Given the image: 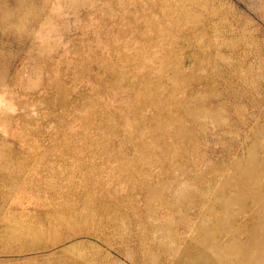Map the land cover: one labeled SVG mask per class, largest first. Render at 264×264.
<instances>
[{
    "label": "rangeland",
    "instance_id": "rangeland-1",
    "mask_svg": "<svg viewBox=\"0 0 264 264\" xmlns=\"http://www.w3.org/2000/svg\"><path fill=\"white\" fill-rule=\"evenodd\" d=\"M0 225L18 264H264V0H0Z\"/></svg>",
    "mask_w": 264,
    "mask_h": 264
},
{
    "label": "crops",
    "instance_id": "crops-1",
    "mask_svg": "<svg viewBox=\"0 0 264 264\" xmlns=\"http://www.w3.org/2000/svg\"><path fill=\"white\" fill-rule=\"evenodd\" d=\"M1 226V225H0ZM10 230V229H9ZM11 231V230H10ZM0 232H2V228H0ZM0 264H18L14 259L11 257H6V258H0Z\"/></svg>",
    "mask_w": 264,
    "mask_h": 264
}]
</instances>
